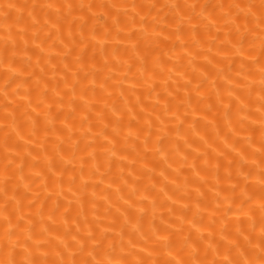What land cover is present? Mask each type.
Masks as SVG:
<instances>
[{
    "label": "snow or ice",
    "instance_id": "1",
    "mask_svg": "<svg viewBox=\"0 0 264 264\" xmlns=\"http://www.w3.org/2000/svg\"><path fill=\"white\" fill-rule=\"evenodd\" d=\"M116 7L115 4L72 2L29 5L5 0L0 3V69L3 70L0 73L3 80L0 84V94L6 101L3 105L5 123L0 125V132L3 133L0 141V149L3 151L0 164V264H264V0H260L258 4L163 5V8L172 11L170 19L167 15L161 17L159 12L153 15L152 10L157 7L155 4L132 5L129 22L135 25L136 18L139 17V23L142 25L139 31L129 28L127 33L122 35L128 24L121 26L117 13L113 26L106 27L102 37L98 39L100 33L95 23L90 26L89 21L98 20L105 12L98 13L94 9L108 10ZM145 7L148 11L142 15ZM53 8L54 13L46 11ZM225 8L227 11H224ZM216 9L221 10L218 15ZM26 10L31 24L13 32L14 24L25 20ZM13 12L16 13L15 20ZM40 13L44 15L42 23ZM108 15L111 13L108 12ZM124 15L128 16V13L125 12ZM241 19L243 24L240 23ZM162 21H166L163 27ZM49 40L52 44L46 51L44 45ZM29 41L39 49L36 66H40L42 60L52 64L50 49L57 44L61 50L57 51L56 55L62 60L71 58L70 63H64L65 75L55 86L49 88L48 81H43L44 87L35 103L31 99L33 89L25 88L36 75L35 71L27 73V78H24L26 69L32 67L31 57H28L27 64L19 63L17 67V57L21 52L29 50ZM110 41L114 42V46L109 56L106 46ZM125 41L127 45L123 51L126 58H122L120 48L115 45ZM167 41L172 42L173 48L178 44L185 50L184 56L189 58L188 67H192L194 72L196 58L204 56L207 65L215 69V78L213 73L205 68L193 85L191 78L185 79L190 74L182 64L183 57H179L171 68H167L168 75L162 82L166 90L170 80L176 83L177 94L178 89L182 87L185 90L184 98L176 105V111L172 110L173 105L169 100H165L162 111H157L161 100L157 94L151 111H146L148 105L142 103L140 96H136V102L133 104L127 93L135 92L138 86L145 87L149 95L155 91L156 80L164 76L165 63L162 57L167 55L168 50L161 48V44ZM89 49H92L91 55ZM97 49L103 57V63L99 65L96 58ZM216 56H222L229 62L227 70L216 66L220 63H214ZM237 58L239 68L233 69ZM56 67L52 65L53 79ZM40 71L43 73L45 68L41 67ZM232 71H235V76L230 74ZM69 72L72 76L71 82L68 79ZM101 74L102 80L98 79ZM130 76V86L125 89L122 85ZM89 77L90 83L86 85L84 81ZM221 78L227 84L223 90L217 86V79ZM60 82L64 85L63 89L59 86ZM41 83L42 79L35 81L37 89ZM97 84L103 105L95 112L93 119L92 111L96 104L100 103L97 99ZM22 88L23 93L20 91ZM115 89H119V96L113 99ZM243 89L247 90L246 97L242 95ZM89 92L92 97L86 98ZM254 92L258 93L256 112L259 116L250 123L258 124L260 136L256 140L254 134L257 128L250 126L247 130L252 135L238 140L236 137L240 131L245 130V122L254 115L249 111ZM167 95L172 99L177 98L171 91H168ZM10 96L19 97L22 101L27 100V103L17 104L9 112V107L16 103L15 99H9ZM194 98L197 105L207 103V111L202 119H206L213 106L216 107L217 114L222 108L224 126L231 133V138L228 134L223 137V148L214 146L201 136L200 140L206 145V150L194 157L188 165L200 185L208 184L207 177L213 169L215 170V184L209 187V191L214 192L215 207L208 213L209 221L203 222L202 201L197 199V211L191 220L182 214L177 218L179 226L175 230H172L171 223L163 229L153 225L150 234H142L144 246L137 251L136 243L129 239L126 248L123 237L127 229L130 227L132 232L140 231L148 214L145 207L137 205H143L154 193L171 200L172 204L178 201L166 191L167 185L157 192L155 184L151 187L145 186L141 190L134 181L128 198L120 197L127 208L123 223L120 224V232L117 233L120 241L117 242L115 238L107 235L117 220L114 219L112 224L100 228L98 222L87 219L85 205L94 204L96 196L93 192V199H87L89 187L96 186L90 182L103 183L107 177L109 188L117 181H123V186L128 187L122 162H128L127 166L132 169L128 175L131 176L137 163L141 164L142 169L146 168L144 161L148 152L159 156L168 168H172L169 151L164 147L166 137L160 135L171 122L165 120V117L170 115L171 120L179 121V132L185 122L181 119L179 107L185 102L191 105ZM77 100L81 103L78 104ZM137 106L139 112L136 111ZM20 108H23L22 115L29 126L26 136L17 124L15 115ZM195 110L194 108L193 111ZM78 111L83 113L79 117ZM141 113L145 115L141 117ZM153 115L159 126L154 123ZM126 116L129 117L127 122ZM140 119H143V124ZM58 121L60 126H57ZM132 121H136L135 126ZM214 122L215 117L208 121L209 124ZM154 127L156 132H153ZM189 128L195 131L192 125H189ZM13 136L17 142H13ZM153 136L156 137L155 140L152 139ZM184 142L188 143L187 140ZM29 145L34 147L27 151L21 150ZM118 145H122V148ZM171 151L179 154V144L177 143ZM232 153L235 155L229 159ZM210 154H215L214 163ZM201 158L203 164L198 165L197 160ZM223 160H227V163L224 164ZM187 162L186 153L181 158V163L184 165ZM249 162L251 167H248ZM114 165L119 167V176L111 175ZM222 167L226 170L224 176L220 175ZM102 168L104 171H101ZM160 175L167 180L164 171H161ZM253 175L259 179L255 184L249 185L247 182ZM233 179L235 183L230 184L229 188L218 189L222 180ZM170 182L176 183L175 179ZM188 183L186 179L185 186ZM237 189H240L239 196L236 195ZM179 190L180 186L176 185V191ZM116 191L122 192L123 189L117 187ZM194 191L198 196L202 195L200 186L195 187ZM222 191L232 195L222 197ZM185 196L191 200V193L186 192ZM64 199H67L66 204L62 203ZM151 203L154 209L156 199L153 198ZM74 205L78 206L76 215L71 217L75 231L68 226ZM204 207L207 209L208 205L205 204ZM25 208L29 210L27 213ZM183 208L189 209L190 205L185 203ZM132 209L137 212L136 223H131L132 213L129 210ZM174 211L170 205L169 212ZM197 216L200 217L199 220L196 219ZM58 219L64 226L62 231L57 227ZM186 222L187 229L184 227ZM68 237H71V242ZM149 242L151 247H148Z\"/></svg>",
    "mask_w": 264,
    "mask_h": 264
},
{
    "label": "bare ground",
    "instance_id": "2",
    "mask_svg": "<svg viewBox=\"0 0 264 264\" xmlns=\"http://www.w3.org/2000/svg\"><path fill=\"white\" fill-rule=\"evenodd\" d=\"M5 2V0H0V3ZM12 2L17 3V4H45V3H52L54 5L58 4H64L68 2H72L75 4H80V3H91V4H104V5H117L116 8H111L108 10L105 9H94V11L99 12H105L104 16H101L98 20L95 21H89V24L95 23L98 32L100 33V36L98 39H100L103 35V32L105 31L106 27H111L113 26V20L115 19L117 13H119V18L121 20V26H123L124 23L128 24V28H125L124 33L122 35L126 34L128 29L131 28L135 31H139V29L142 27V25L139 23V17H137V23L135 25H132L130 21V17L132 14V5H152L155 4L157 7L156 9L152 10V14L155 15L157 12H159L161 17H167L170 19L171 16L173 15L172 11L168 8H163V5L166 4H171V3H178V4H185V3H198V4H207L209 6L212 5H217V4H233V3H241V4H247V3H256L258 4L260 0H12ZM39 11V10H38ZM50 11L52 13L55 12V8L51 10H46ZM137 11H139V8H137ZM148 8L145 7L144 13H147ZM211 11V8H210ZM220 9H216V14L218 15L220 13ZM224 11H227V8L224 9ZM108 12L111 13V15H108ZM127 12L128 16H125L124 13ZM13 20H15L16 13L13 12ZM27 10L24 12V17L25 20L21 21L19 24H14L13 26V32L19 31L21 28H24L26 24H31V20L27 18ZM40 20L41 23L43 22L44 15L43 13H40ZM54 18V17H53ZM151 21V16L148 17V22ZM166 21L161 22V27L164 26ZM241 24L244 23L243 19L240 21ZM66 31V28H65ZM115 33V28L113 27V34ZM213 33H215V29H213ZM2 35V33H0ZM29 37L31 36V31L28 33ZM43 35V34H42ZM203 35V32H202ZM206 38V36H205ZM221 38L223 39V35H221ZM52 44V41L49 40L45 45L46 51L49 50V46ZM127 45V41H125L123 44L120 45H115L116 47H119L121 50V57L126 58L124 54V48ZM114 46V42L110 41L108 45L106 46V51L111 55L112 48ZM161 48H164L167 51V55H164L162 57L164 63H165V71H164V76L161 77L160 79H157L155 82V91L152 92L150 95L145 87L138 86L133 93H127L128 98L130 101L135 104L136 102V96H140L142 103L144 105H148V108L146 111H151V105L155 103V98L157 94L160 95L161 100H160V107L157 108V111H162V106L165 103V100L171 101L173 105V111H176V105L180 104V100L184 98L185 95V90L181 87L178 89V94H177V84L174 83L173 81H169V87L166 90L163 84V79L167 77V68H171L174 63H176L177 59L179 57H183L182 64L185 67V70L190 74V76L185 77V79L191 78L193 80V85L197 82L199 79V73L204 72L205 68L208 69V71L213 73V78H215V69L211 65H207L206 60L204 56H199L196 58L195 65H196V70L195 72L193 71L192 67H188V57L184 56V49L180 48L177 44L175 48L172 46L171 41H167L163 44H161ZM60 45L57 44L56 47L51 48L50 52L53 57L52 64H47L45 61H41L40 66H36V61L38 59V53L39 49L35 47L34 44L29 41V50L27 52H21L18 57H17V67H19V63H28V57H31V65L32 67H28L25 72V77L27 78V73L35 71L36 75L32 77V79L29 81L27 85H25V88L31 87L33 89L31 99L35 103L37 100V97L39 95V92L43 89L44 87V80L48 81V86L49 88L55 86L58 81H61V77L65 75L64 73V63L68 62L70 63L71 58H68L67 60H62L60 57L56 55L57 51H60ZM92 49H89V55H91ZM215 54V48H213V53L212 55ZM96 58L98 65L103 63V57L100 55L99 50L97 49L96 52ZM216 61H220L219 64H217V67H224L226 70L228 68V61L224 60L222 56H216L214 63ZM56 65V72H55V79H53V71H52V65ZM43 67L45 68V71L42 73L40 71V68ZM233 69H238L239 68V63H238V58L237 62L233 64ZM73 71L75 68L73 67ZM2 69H0V73H2ZM135 71V69L133 70ZM231 75L235 76V71H232L230 73ZM83 75V73H81ZM118 75V74H117ZM37 79H42V83L40 85V88L37 89L35 86V81ZM68 79L69 82L72 80L71 72L68 73ZM98 79H103V74ZM251 79V77L249 78ZM91 77H89L88 80L84 81V83L87 85L90 83ZM130 80H126L125 83L122 85L123 88L127 89L130 86ZM3 83L2 78H0V84ZM111 83V82H109ZM183 84V81L180 82ZM60 88L63 89L64 85L62 82H60ZM217 86L223 90L224 88L227 87V84L225 83V80L223 78L217 79ZM14 87V86H13ZM21 93H23L24 89L22 88ZM171 91L173 93V96H177L176 99H172V97H169L167 95V92ZM235 95V93H234ZM242 95L245 97L247 96V90L243 89L242 90ZM119 96V89L114 90V96L113 99L118 98ZM92 93L89 92L87 94L86 98H91ZM102 94L99 91V86L97 84V99L100 100V103L96 104L95 108L92 111V116L93 119L95 118V112L100 109L103 105V99L101 98ZM226 97V93H225ZM9 99H15L16 103L11 105L8 109L9 112L12 111L13 108L16 107L17 104H26L27 100H20L19 97H9ZM67 99V98H66ZM258 93L254 92L252 95V102H251V107L249 111L254 113L253 116L249 117V120L245 122L244 128L245 130L240 131L236 139L238 140H243L245 137L252 135L251 132H249L247 129L251 127L257 128V131L254 134V138L256 140L259 139L260 133L258 130V124L256 125H251V120L255 119L259 116V113L256 112V107H258ZM247 102V101H245ZM6 103V101L3 99L2 94H0V125H3L5 121L3 120L5 110L3 108V105ZM77 103H81V101L77 100ZM213 105L215 103V98L213 97L212 101ZM225 103H227V97L225 98ZM196 109L193 111V109ZM236 110V105L235 103L233 104V113H235ZM55 111V108L53 109ZM65 111H67V106L65 107ZM136 111L139 112V106L136 107ZM207 111V103L205 104H199L197 105L195 98L192 101V104L189 105L187 102H185L182 106L179 107V113L181 116V119H183L185 122L182 127H180L179 132H177V125L179 124V121L171 120V116L165 117V120H170L171 122L167 124V127L164 128V131L160 133L161 136H165L164 140V147L169 151V160L172 162V168H168L167 164L160 159L159 156H154L152 152H148L146 155V159L144 163L146 164V168L142 169L141 164L137 163L135 167V171L133 172V175L129 176L128 173L132 169H130L127 166V161L122 162L124 164V177L128 181V187L123 186V181H117L116 183L112 184V187H108L109 179L106 177L103 183H96L95 181L90 182L95 183V188L89 187L88 189V200H92V193L95 192V203H87L85 205V211L87 213V219L89 221H95L98 222L100 225V228H103L107 225L112 224L113 220H117L118 222L115 224V226L107 233L109 237L115 238L117 242L120 241V236L117 235V233L120 232V224L123 223L124 220V214H125V209L127 208V205L124 204V200L120 199L121 196H123L125 199L128 198V193L130 187L133 185V182L135 181L136 185L143 190L145 186L151 187V185L155 184L156 185V191L164 186L167 185L166 191L172 195L173 199H176L178 202L176 204H172L171 200L165 199L162 195L156 196L155 193L153 196L149 197V200L144 202L143 205H137V207H145L147 209V216L144 218L142 222V226L140 228V231L138 232H132V229L129 227L127 229L126 234L123 237L124 244L127 248L128 246V241L131 239L134 243H136V250L138 251L140 247L144 246V239H142V234L143 233H149L150 234V229L154 225L160 229H163L166 227L169 223L172 224V230H175L176 227L179 226V222L177 218L179 216L186 215L189 220H191L194 216V214L197 211L196 207V200L200 199L202 201L201 203V210H202V215H203V222L207 223L209 221V215L208 213L211 211V208L215 207V204L213 202V191H209V187L212 184H215V170H212V173L208 175L207 179L209 181L208 184H203L200 185L199 180L197 177L194 175V173L191 171V169L188 167L189 164L192 163V160L194 157L200 155L206 150V145H204L200 137L203 136L205 139L209 141V143L214 144V146H219V148H223V144L221 141L223 140V137L225 134H228L229 137L231 138V133L228 132V129L225 128L224 124L225 121L223 120V109L221 108L219 111V114H217V109L215 106L212 107L211 112H208L206 119H202L201 117L205 115V112ZM23 108H20L16 113L17 117V124L21 126L22 133L26 136L29 130V126L27 124L26 119L22 115ZM82 112H77V117L82 115ZM145 113H141V117H143ZM215 117V122L213 124H209L208 121H212L213 118ZM129 117H125V122H127ZM139 119V118H138ZM153 121L155 124L158 125V122L155 121V115L152 117ZM236 117L234 116V120ZM140 123L143 124V119H140ZM132 124L135 126L136 121H132ZM189 125H192V127L195 128V131H192L189 128ZM57 126H60L59 121L57 122ZM239 128V125H237ZM156 128H153V132H156ZM127 129H125V132ZM3 133L0 132V141H2ZM219 137V138H218ZM153 140L156 139L155 136L152 137ZM185 140L188 141L187 144H185ZM13 142H17V139L15 136H13ZM22 144V141L20 142ZM179 144L180 152L179 154H176L175 152L171 151L173 147H175L176 144ZM246 146V145H243ZM33 145H29L27 148H22V151H27L31 148H33ZM119 148H122V145H118ZM239 151V147L237 148ZM12 151H15V149H12ZM188 154V162L187 164L182 165L181 163V158L185 155ZM213 159V163L215 162V154H210ZM235 154L232 153L228 158L231 159L232 156ZM2 156H3V151L0 149V164H2ZM132 157L130 156L129 159ZM237 159H239L237 157ZM224 164L227 163V160L222 161ZM198 165L203 164V159L201 158L200 160H197ZM248 167H251V164L249 162ZM148 169H152L153 171L149 172ZM176 170V171H174ZM101 171H104L102 168ZM161 171H164L165 175L167 176V180H165L164 176H161L160 173ZM225 168L222 167L220 169V175L224 176L225 175ZM247 168L245 169V174H246ZM258 172L259 170L256 169ZM27 172V169H26ZM120 170L119 167L114 165L112 168V176H119ZM235 175V173H234ZM139 177V179H137ZM98 179V177H97ZM175 179L176 183L173 184L170 181ZM188 180L189 183L187 186H185V180ZM259 177L256 175H253L248 180L249 185L255 184V181L258 180ZM39 183V182H38ZM235 183V179L232 181H221L220 184L218 185V189H227L229 188L230 184ZM176 185L180 186V190L176 191ZM200 186V192L202 195H199L194 191L195 187ZM242 186H243V181H242ZM117 187H121L123 189L122 192H117L116 189ZM258 187V185H257ZM191 193V200L187 199L185 196V193ZM225 195H232V193L227 192V191H222L221 196ZM236 195H240V189H237ZM68 197L70 198V194H68ZM184 197V198H180ZM156 199V205L155 208L153 209L152 206V199ZM136 198L134 197L133 200ZM27 204V201L24 202ZM62 203H67V199H64ZM185 203H188L190 205L189 209H184L183 205ZM51 204V202H49ZM205 204L208 205L207 209H205ZM175 210L174 212H169V206ZM29 210L25 208V212L27 213ZM34 211V210H33ZM63 211V209H62ZM78 211V206L74 205L73 211L70 214V219H69V227H72L73 231H75L74 227V222L71 219V217L76 215V212ZM132 213V220L131 223H136V209L129 210ZM83 217H81V220ZM196 219H200L199 216L196 217ZM163 221V222H162ZM57 227L63 230V224L62 222L59 221L57 222ZM184 227L187 229V222L185 223ZM97 232H99V229H97ZM128 233H131L129 235ZM55 234V233H54ZM85 233H81V235H84ZM187 234V233H185ZM69 242H71V237H68ZM107 243V241L105 242ZM148 247H151V242H149ZM117 252H119V248H117Z\"/></svg>",
    "mask_w": 264,
    "mask_h": 264
}]
</instances>
